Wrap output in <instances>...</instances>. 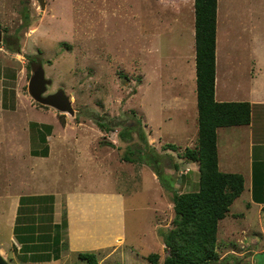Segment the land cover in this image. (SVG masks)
I'll return each mask as SVG.
<instances>
[{
	"label": "rangeland",
	"instance_id": "374dc122",
	"mask_svg": "<svg viewBox=\"0 0 264 264\" xmlns=\"http://www.w3.org/2000/svg\"><path fill=\"white\" fill-rule=\"evenodd\" d=\"M24 16L30 25L19 29ZM0 31L3 188L11 141L14 144L22 138L20 147L27 144L30 154L53 151L55 144L54 155L38 161L44 172V193L40 194L60 195L56 218L53 209L48 229L52 230L54 223L62 225L64 191L119 192L125 197L127 244L103 264H151L145 258L151 253L159 255L161 264L167 252L160 232L171 227L174 217L172 191L198 189V164L180 156L185 148H194L197 137L193 0H44L43 10L38 0H0ZM6 37L20 46L19 53L7 50L3 43ZM216 46L222 58L232 61L230 96L221 102H247L248 98L249 103L254 97L264 98V0H217ZM251 52L259 55L260 65ZM30 56L36 57L46 78L52 80L46 93L62 89L74 115L42 106L31 98L28 83L38 63L33 64ZM218 64L216 68L215 61L219 90L225 79L219 60ZM179 96L186 100L183 115L182 105L169 106L166 113L161 111L165 105L162 98L171 101ZM259 111L262 109L254 107L251 114ZM162 115L174 120L162 126ZM95 120L120 127L105 134ZM155 124L160 132L161 127L164 132L181 128L173 134L175 143L166 144L175 145V151L165 154L161 148H152L149 136ZM121 127L128 128L124 139L117 135ZM52 129L58 134L62 133L60 129L67 130L61 139L48 141ZM228 130L235 147L241 146L245 129L227 127L220 129V134ZM139 133L148 146L143 145ZM186 134L189 141L184 142ZM236 155L239 159L238 151ZM245 156L235 162L237 169H244ZM56 159L60 161V181ZM153 165H157L158 175L152 174ZM154 176L156 181L152 180ZM165 184L173 190L162 186ZM253 186L259 194L260 184L255 182ZM158 192L165 201L153 213L148 209H152ZM33 194L38 191L28 192ZM246 198L244 192L219 223L217 264H264V251L259 252L264 249V215L262 224L257 225L254 210H246ZM0 208L12 209L5 199H0ZM152 221L157 225L154 242L147 236ZM13 231L5 217L0 220V243L8 246L9 264H87L68 254L67 240L59 246V259L53 260V256L41 263H22ZM54 232L49 233L52 236ZM253 239L258 241L257 247L249 244Z\"/></svg>",
	"mask_w": 264,
	"mask_h": 264
},
{
	"label": "trees",
	"instance_id": "16d2710c",
	"mask_svg": "<svg viewBox=\"0 0 264 264\" xmlns=\"http://www.w3.org/2000/svg\"><path fill=\"white\" fill-rule=\"evenodd\" d=\"M193 7L197 137L194 148H185L180 156L198 164V189L195 192L178 193L169 187L173 190L174 217L171 227L160 232L167 252L161 264H217L220 260L216 250L219 223L244 191V178L241 174L222 172L218 168L217 129L249 125L252 105L247 102L215 100L217 0H193ZM24 20L19 29L30 25L26 16ZM3 43L7 50L19 53L20 46L10 40V37H6ZM29 60L33 64H40L35 56H30ZM95 122L105 134L120 127L100 120ZM127 130L128 128L121 127L118 137L124 139L129 133H126ZM140 136L143 145L148 146L145 136ZM176 149L175 145L162 147L163 151ZM151 161L153 160L149 159ZM153 172L158 175L157 165H153ZM53 205V195L31 196L19 200L14 238L20 245L19 251L23 256L36 263L49 261L53 256V260L59 259V246L66 243L65 211L62 213V225L51 224L55 232L52 236L49 233L52 230L48 229V220L52 217ZM47 212L49 217L45 218ZM262 212L264 214V207ZM76 256L87 264H97L95 252H79ZM145 258L151 264H159L158 254L151 253Z\"/></svg>",
	"mask_w": 264,
	"mask_h": 264
},
{
	"label": "crops",
	"instance_id": "0c3cea01",
	"mask_svg": "<svg viewBox=\"0 0 264 264\" xmlns=\"http://www.w3.org/2000/svg\"><path fill=\"white\" fill-rule=\"evenodd\" d=\"M215 51V61L217 65L216 68L219 67V60L220 64L222 63L221 72L223 73L224 70V77L222 79H225V81L219 90L216 89L218 76L217 72H215V100L221 102L226 101L227 97L230 96L229 85L231 84V81L233 79L230 75V71L232 69V61L231 58H222L220 56L219 50L217 49V46ZM251 54V57L257 61L258 65H260L261 62L256 57L259 55H257V53L255 54L254 52H251ZM161 102L165 103V105H163V109L161 108V111H163V113L169 112L167 110V107L169 106L176 108L182 105L181 115H183L184 110L186 111V100L185 98L183 99L180 96L174 97V99L171 101L167 97H165V99H161ZM249 103L252 105L253 108L258 107L261 108L262 111H259L258 113L252 112L250 124L246 126H240V128L245 129V136L243 137L242 145L240 143L241 146L235 147V142H232L228 135L231 133L229 130L222 131V133L220 134V129L224 128L217 129L218 168L222 172L240 173L243 176V193L247 192L246 202L248 203L246 206V210H254L253 213H255L254 215L256 216L254 222L257 225H261L263 222L262 216L264 215L262 212V208L264 207V98L262 96L254 97L249 100ZM172 120H174L172 116L163 117L162 115V126L171 123ZM184 127H187L186 122L184 124ZM160 129H162L161 132L159 131L158 125L155 124L153 130L150 131V144L153 145L152 148H154V150H158V148L162 149V147L166 144L175 143V141L173 140L175 139L173 134H175L176 132H181V128L178 131L168 128L165 132L163 131L162 127ZM60 130L62 131V133L58 134L54 129H52V135L48 136L46 140L49 141L52 138L54 141L55 139H61V136L64 137L67 129ZM195 132H197V128ZM220 137H222L221 142L219 141ZM187 138L188 137L186 134L184 136V142H187ZM16 140H14V144L11 141V149L8 151L7 154V159L5 162V173L3 172L5 176L4 188L0 182V199L8 200L10 207H12L11 210H6V208H0V220L5 217L8 225H11L13 229L15 227L16 219L18 217L19 200L21 198L31 196H45V194H40V192H42L41 190L44 188L41 183L42 178L44 177V172L43 168L39 167L38 161L49 158L52 153L54 155L55 150L54 144L53 151H51V149H48L46 154H43V152L40 151H32L30 154L27 144L26 148L22 149V147H20V143L24 140L22 138L20 139V142ZM40 140H42V142L46 141L45 138L43 137L42 139L41 136ZM155 141H157V143L153 144ZM218 141L220 142L219 144ZM169 151L170 150H166L165 154H169ZM237 151L239 154V159L236 155ZM244 153H246L244 169H237L235 162L237 160V162H239ZM59 159H56L57 162H54L55 164H57V177L60 181ZM185 171L187 172L188 170ZM152 174H154V172H152ZM170 179L172 181L171 176ZM152 180L156 181V176H154V178L152 177ZM255 182L260 184L259 194H256L254 192L253 184ZM165 186L171 187V185L166 184ZM29 191H38V194L28 195ZM64 193V198L66 201L65 220L67 222L66 240L69 255H76V253L79 252H95L97 254V264H103L107 258L116 254L119 250L126 246V205L125 197L123 194L119 192L79 191H64ZM46 195L54 196L53 207L54 217L56 218L57 203L58 200H60V195L59 193ZM163 201H165V198L159 195V192L155 193L153 202L151 203L152 209L148 210L154 213L156 208L159 207L160 202ZM227 217L228 216H226V218ZM246 226H248V224H246ZM156 228L157 225H154V221L148 224L149 231L147 232V236L152 242L157 241ZM249 244L253 247H257L259 245L256 239H253ZM7 247L8 246L5 247V244L0 243V254L5 257V259L9 258L8 250H6ZM19 248L20 245L18 247V250ZM263 251L264 249L262 248L259 252ZM255 253L256 251L253 253V255ZM19 259L22 263H36L27 259L25 256H19Z\"/></svg>",
	"mask_w": 264,
	"mask_h": 264
},
{
	"label": "water",
	"instance_id": "95a60500",
	"mask_svg": "<svg viewBox=\"0 0 264 264\" xmlns=\"http://www.w3.org/2000/svg\"><path fill=\"white\" fill-rule=\"evenodd\" d=\"M40 9H44V0H38ZM0 31V44H1ZM52 85V80L46 78L44 68L38 64L34 69L28 83V92L31 98L38 104L55 109L58 112L74 115V110L71 107V101L62 89L57 90L53 94L45 95L48 86ZM0 264H9L6 259L0 254Z\"/></svg>",
	"mask_w": 264,
	"mask_h": 264
},
{
	"label": "flooded vegetation",
	"instance_id": "af4514ba",
	"mask_svg": "<svg viewBox=\"0 0 264 264\" xmlns=\"http://www.w3.org/2000/svg\"><path fill=\"white\" fill-rule=\"evenodd\" d=\"M1 35H2V33H1ZM1 43H2V39H1ZM46 91H47V90H46ZM49 94H53V93H46V92H45V93H44V96H45V95H49Z\"/></svg>",
	"mask_w": 264,
	"mask_h": 264
}]
</instances>
